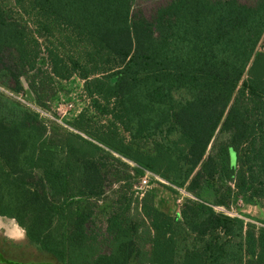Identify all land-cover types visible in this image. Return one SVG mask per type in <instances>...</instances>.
I'll return each instance as SVG.
<instances>
[{"label": "trees", "instance_id": "16d2710c", "mask_svg": "<svg viewBox=\"0 0 264 264\" xmlns=\"http://www.w3.org/2000/svg\"><path fill=\"white\" fill-rule=\"evenodd\" d=\"M13 4L0 0V216L60 264H264V0ZM73 77L93 111L64 124L17 98L24 79L22 99L50 112ZM108 162L132 173L101 227ZM145 171L181 196L174 214L149 191L132 206ZM238 199L257 223L213 208Z\"/></svg>", "mask_w": 264, "mask_h": 264}, {"label": "rangeland", "instance_id": "374dc122", "mask_svg": "<svg viewBox=\"0 0 264 264\" xmlns=\"http://www.w3.org/2000/svg\"><path fill=\"white\" fill-rule=\"evenodd\" d=\"M2 4L8 11L15 14L16 12L18 13L16 7H14L13 0H2ZM257 48L258 50H262L264 48L263 43H259ZM21 82L24 91L22 98L30 101L32 95L27 88L26 82L24 79H21ZM62 84L63 86L58 85L57 87L56 95L58 98H52L48 100L47 103L49 105V113L57 118L56 122L64 124L67 121H71L79 111L91 109V107L89 106V99L85 97L82 91V80L73 77L70 80L63 81ZM68 102H71L72 106L61 118H59V110H57V107L60 106L62 107L61 109H65V105ZM98 117L99 116H96V118ZM103 118L104 117H100V119ZM109 163L110 162H108L107 169L110 172L105 181V192L100 198L92 200L94 205V220L96 224L101 227L105 224L106 216L111 205H114V199L116 196L118 197L120 193L122 194L127 190V181H119L116 180L115 177L118 175H124L125 171H127L129 175L132 173L130 168L125 169L117 162H111L112 164ZM140 178L138 177L128 181L138 185ZM146 191L152 192L155 195L157 205L171 214H174L178 210L182 201L179 194L169 191L154 179H150L149 186L145 188L144 192ZM139 197V194L136 193L131 195V198L133 199L132 206L136 204V200H138ZM230 206L234 211L238 212L245 218V222H256L250 218H260L263 214L259 206L244 205L242 200L240 201L239 199ZM16 226L17 225L13 219L11 220L5 217H0V264H60L51 254L41 251L35 246L27 243L23 230L20 227L16 228ZM17 229L18 231H21L20 235H17ZM131 264L135 263L132 262Z\"/></svg>", "mask_w": 264, "mask_h": 264}, {"label": "built area", "instance_id": "2783aa9c", "mask_svg": "<svg viewBox=\"0 0 264 264\" xmlns=\"http://www.w3.org/2000/svg\"><path fill=\"white\" fill-rule=\"evenodd\" d=\"M1 88V87H0ZM2 89V88H1ZM5 92L11 94L10 92H8L7 90H5ZM18 99H20L22 102H24L26 105L30 106L32 109H34L35 111H37L39 113L40 116L42 117H45V118H52V119H55L57 120L56 117H54L53 115H51L49 112L41 109L40 107L32 104V103H29L25 100H23L22 98L20 97H17ZM59 106V105H58ZM72 106V103L71 102H68L66 105H65V109H61L62 107H57V110L58 111V116L59 118H61L65 113L66 111ZM150 179H154L156 181H161L163 182V180L156 174L150 172V171H145V173L141 176L140 178V182L138 183V185H134V189L136 190V194H139V196H141L144 191H145V188L147 186H149V181ZM241 201V199H239ZM213 208L216 210V211H219V212H222V213H225L227 215H231V216H237L239 218H242L245 220V218L240 215L238 212L234 211L231 206L229 207H225V206H222V205H213Z\"/></svg>", "mask_w": 264, "mask_h": 264}, {"label": "flooded vegetation", "instance_id": "af4514ba", "mask_svg": "<svg viewBox=\"0 0 264 264\" xmlns=\"http://www.w3.org/2000/svg\"><path fill=\"white\" fill-rule=\"evenodd\" d=\"M0 217H3V216H0ZM5 218H7V217H5ZM7 219H11L12 220V218H7ZM16 223V222H15ZM17 225V224H16ZM18 226V225H17ZM19 227V226H18ZM21 228V227H20ZM22 229V228H21ZM23 230V229H22ZM24 232V231H23ZM4 234H6V233H4ZM25 235V234H24ZM6 236V235H5ZM26 237V236H25ZM26 239H27V237H26ZM27 243H29L30 245H33V246H35L34 244H31L29 241H28V239H27ZM36 247V246H35ZM37 248V247H36ZM37 249H39V248H37ZM40 250V249H39ZM42 251V250H41Z\"/></svg>", "mask_w": 264, "mask_h": 264}, {"label": "crops", "instance_id": "0c3cea01", "mask_svg": "<svg viewBox=\"0 0 264 264\" xmlns=\"http://www.w3.org/2000/svg\"><path fill=\"white\" fill-rule=\"evenodd\" d=\"M17 227H18V226H16V228H17ZM16 232H17V235H18V234H19V235L21 234V233H20L21 231H18V229H17Z\"/></svg>", "mask_w": 264, "mask_h": 264}]
</instances>
